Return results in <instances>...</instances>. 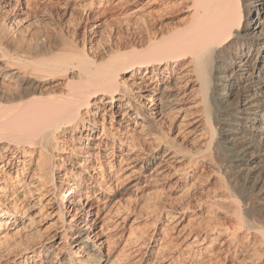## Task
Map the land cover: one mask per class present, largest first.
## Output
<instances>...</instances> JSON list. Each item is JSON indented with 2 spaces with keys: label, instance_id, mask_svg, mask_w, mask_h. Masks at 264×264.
Segmentation results:
<instances>
[{
  "label": "bare ground",
  "instance_id": "1",
  "mask_svg": "<svg viewBox=\"0 0 264 264\" xmlns=\"http://www.w3.org/2000/svg\"><path fill=\"white\" fill-rule=\"evenodd\" d=\"M186 1L175 27L97 44L75 28L63 36L48 3L0 0V264H119L93 234L91 192L135 188L149 169L214 182L205 225L179 254L211 255L226 238L238 264H264V0ZM167 119L195 147L169 136ZM46 224H60L56 247ZM130 229L123 248L139 237Z\"/></svg>",
  "mask_w": 264,
  "mask_h": 264
},
{
  "label": "rangeland",
  "instance_id": "2",
  "mask_svg": "<svg viewBox=\"0 0 264 264\" xmlns=\"http://www.w3.org/2000/svg\"><path fill=\"white\" fill-rule=\"evenodd\" d=\"M50 1L52 0H36L38 4L48 3L51 16L47 15L46 18L52 24L56 22L55 25L53 24L55 27L59 25L57 29L63 31V33L61 32L63 36H66L75 28L78 30L79 38L85 37L86 40L91 39L95 43H103L111 38L116 39V41H129L133 37L138 38V35L141 37L146 34L148 24L149 27H152V30L155 27V29L163 27L167 30L175 27L188 15V11L184 7V2L187 3L186 0H93L87 12L83 15L81 12L83 6L79 4L88 0H60L65 2L67 10L62 6L51 4ZM64 10L66 11L64 12ZM62 24L63 26H61ZM60 26L64 30L59 28ZM122 76L127 79L130 74L124 73ZM108 107H105V109L108 110ZM107 113L104 114V111L100 110V116L98 114L96 118L102 120L101 116L104 114L105 123L109 126L110 116ZM115 119H121V117L117 116ZM117 126L114 121L111 129H115ZM131 126H134V124ZM161 126L169 136L175 137L173 139L177 143L186 144L190 148L195 147L194 144H197L195 135L186 136V132L174 127L170 120L162 121ZM137 129L139 130V127ZM95 136L98 137L97 134ZM70 147H68V150ZM91 151L96 153L93 149ZM103 152L102 149L100 153ZM69 153L65 152L62 156L65 157ZM116 155H120L118 150H116ZM91 158L92 164L98 162L99 157ZM113 158L111 156L103 157L104 164H106V160H113ZM116 159L119 160V156ZM107 168L104 165V169ZM113 172L109 176H112ZM151 172V169L144 172L145 176L135 188H129L130 184L125 186L126 181L116 186L113 192L107 191L106 186L101 189L95 188L91 192L93 205L100 208L99 222L96 224L93 234H97L96 239L99 240L98 242L107 241L102 247L103 251H108V243L111 242V253L114 257H119V262H117L119 264H238L230 255H227L229 254V246L226 238H219L215 250L212 251L215 254L211 253L210 255L209 251L204 249L203 245H207L204 243L194 246L196 249L203 247L204 250H201L200 254L192 253V251L185 252L187 250L179 254L186 243L191 242L195 237V233L205 225L207 213L204 211V205L213 196V189H215L211 178H208L206 173L203 172L204 176L201 177L203 180L190 187L187 182H184L183 178L175 174L162 173L156 175ZM92 174L93 176H88V179L93 181V179L100 178L99 169H95ZM98 198L100 199L98 200ZM198 202L201 205L200 207ZM108 204L109 206H107ZM117 207H119V211H116ZM169 214H176V217L168 220ZM126 215L124 223L121 222ZM49 224L44 226L43 233L44 236L50 237L60 224L58 226L54 224L47 228L46 226ZM131 227H135V230L132 229L135 233L133 237L137 234L139 239L137 237H135L137 240L135 238H133L134 240L130 239L132 242L129 240L127 242L128 246L123 248ZM166 230L168 233L165 235L164 231ZM50 240L56 247L61 238L55 236L54 238L50 237ZM167 242L169 244L166 248H160ZM142 243L144 244L142 245ZM172 246L173 248L169 249Z\"/></svg>",
  "mask_w": 264,
  "mask_h": 264
},
{
  "label": "snow or ice",
  "instance_id": "3",
  "mask_svg": "<svg viewBox=\"0 0 264 264\" xmlns=\"http://www.w3.org/2000/svg\"><path fill=\"white\" fill-rule=\"evenodd\" d=\"M236 3H240L241 0H235ZM243 2L246 4L247 3V0H243ZM245 14H246V11H245Z\"/></svg>",
  "mask_w": 264,
  "mask_h": 264
}]
</instances>
